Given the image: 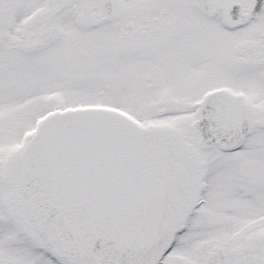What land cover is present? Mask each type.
I'll return each mask as SVG.
<instances>
[{"label":"snow or ice","instance_id":"6c2138e0","mask_svg":"<svg viewBox=\"0 0 264 264\" xmlns=\"http://www.w3.org/2000/svg\"><path fill=\"white\" fill-rule=\"evenodd\" d=\"M0 264H264V0H0Z\"/></svg>","mask_w":264,"mask_h":264}]
</instances>
